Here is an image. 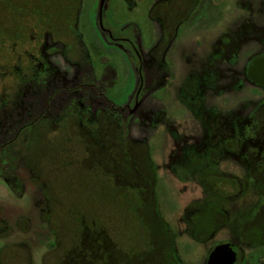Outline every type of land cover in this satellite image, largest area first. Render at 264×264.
<instances>
[{
    "label": "rangeland",
    "instance_id": "rangeland-1",
    "mask_svg": "<svg viewBox=\"0 0 264 264\" xmlns=\"http://www.w3.org/2000/svg\"><path fill=\"white\" fill-rule=\"evenodd\" d=\"M262 52L264 0H0V264H264V171L224 139L264 134Z\"/></svg>",
    "mask_w": 264,
    "mask_h": 264
},
{
    "label": "flooded vegetation",
    "instance_id": "flooded-vegetation-1",
    "mask_svg": "<svg viewBox=\"0 0 264 264\" xmlns=\"http://www.w3.org/2000/svg\"><path fill=\"white\" fill-rule=\"evenodd\" d=\"M262 53H264V52H262ZM259 57H264V55L252 56L249 59V61L247 62L246 66H245V76H246V79L250 83H252L253 85L264 88L263 85L258 84V83H255L254 81H252L251 78H249L248 71H247L249 65L255 59H257ZM138 59H140V58H138ZM136 61H137V65H138L139 62H138V60H136ZM139 72L141 74V71H139ZM195 75H197V74H195ZM140 77H141V75H140ZM206 78L208 79V82H209V85H210V81H212V80H210L207 76H206ZM140 91H141V85L136 90V96H137V93L140 92ZM140 99H141V96H140ZM137 100H138V98H137ZM86 110H87V107H86ZM46 118H47V116L42 115V121H44ZM201 118H203V122H204L205 116L202 115ZM244 120L250 121V122H248V125L247 126H245V123L243 124V126H245V128H246L245 131H243L244 130L243 129L239 133L232 132L233 133L232 135H235L236 136V138L234 140L233 139H226L227 137H224V139H225V142H227V143L236 142L234 145H232L230 148H228L227 151H229V150L232 151L234 149H237L238 146L240 145V143H242V142L245 143L246 142L245 147H244V151H243L242 154H244L245 157H246V159H247L248 169H249V166L251 168V173L252 174H250L249 177L254 178V176H256V175L259 174V173H255L256 170H258V172L264 171V161H263L264 160V134L262 136H260V137L257 136V135H259L261 133V130L260 129L263 127L262 126L263 125V120H262V117L261 116L260 117L259 116H256V118H255V115L254 114H252L250 116V119H244ZM90 126H91V124H90ZM16 141H17V138H15L11 142V145L13 143H15ZM225 153L226 152H223L222 154H225ZM217 158L218 157H216L214 159V162H215V160ZM254 174H256V175H254ZM259 175H262V173H260ZM225 176H229V177L232 176L233 178H235V181H236L235 183L238 185V186L236 185L237 186V191H239V193L242 195L244 193V191L246 190L247 183L244 180L239 179L236 175H233V174H230V173H226V172L225 173H217L216 170H208L205 174H203V177H202V185L204 186V188L206 190L210 191L208 189V187L211 186L210 179L211 178H215V177H225ZM253 183L256 185L254 187H258V184H257V181L256 180ZM239 185H240L241 188L239 187ZM248 186L249 187H251V186L253 187L252 184H250ZM263 188L264 187L263 186L261 187V184H260V186H259V188H257V190L260 191L259 193H261V195L264 197V189ZM217 192L219 193V191H217ZM257 239H255V240H257ZM221 243H224V242H221ZM215 245H217V244H215ZM231 245L233 246L234 250L236 251V256L238 258V251H237L235 245H233L232 243H231ZM212 248H211V250H212ZM79 253H80V251H79ZM93 253H95V250L94 249H92V251L89 252V254H92V257H93ZM237 258H236L235 264H237Z\"/></svg>",
    "mask_w": 264,
    "mask_h": 264
},
{
    "label": "water",
    "instance_id": "water-1",
    "mask_svg": "<svg viewBox=\"0 0 264 264\" xmlns=\"http://www.w3.org/2000/svg\"><path fill=\"white\" fill-rule=\"evenodd\" d=\"M102 11V3L100 13ZM101 19V16H100ZM248 76L255 83L264 86V57L255 59L248 67ZM236 251L229 242L219 243L215 245L209 252L206 264H235Z\"/></svg>",
    "mask_w": 264,
    "mask_h": 264
},
{
    "label": "trees",
    "instance_id": "trees-1",
    "mask_svg": "<svg viewBox=\"0 0 264 264\" xmlns=\"http://www.w3.org/2000/svg\"><path fill=\"white\" fill-rule=\"evenodd\" d=\"M103 19V16L101 15V20ZM131 45V47H130V50H131V52H132V50H133V52H135L136 54H134V55H138L139 54V50L137 49V47L134 45V43H131L130 44ZM140 92H138L137 93V98H138V100L140 99ZM40 117H42V114L41 115H37V116H35L34 118H32L31 119V121L30 122H28V123H24V124H22L21 125V127L19 128V130L17 131V136H18V133H20V131H21V129H23V128H26L27 126H31L32 124H36L37 122H39V120H40ZM129 123H130V119L129 118H126V119H123V118H121V120H120V122L119 123H116V126L118 125V128L117 129H115V131H114V138L115 137H118L119 138V141L121 142L120 143V145H122V146H127L128 145V143H129V140H130V137H129ZM100 129L98 128L97 129V133H96V136H98L99 137V133H100V131H99ZM102 137H104V135H102ZM15 139V137H12L10 140H8L7 142H6V144H11V142L13 141ZM128 142V143H127ZM127 143V144H126ZM101 145V144H100ZM151 172H154V167H153V165H151ZM226 177V176H225ZM225 177H215V178H211L210 179V183L213 181V183L214 184H216V183H218V182H220L223 178H225ZM229 177V176H228ZM231 178V180H230V184L231 185H233V186H236V181H235V178H233L232 176L230 177ZM152 182V181H151ZM150 181H147L146 180V183L148 184V183H151ZM213 183H211V186L210 187H208V189L210 190V191H220V190H222V189H220V188H218L216 185H212ZM220 184V183H219ZM212 188V189H211ZM140 195H142V193L140 194ZM163 227V226H162ZM165 229H166V227H163V231H165ZM158 231H160V229L158 230ZM161 232V231H160ZM252 241H254V239H252ZM255 242V241H254Z\"/></svg>",
    "mask_w": 264,
    "mask_h": 264
}]
</instances>
